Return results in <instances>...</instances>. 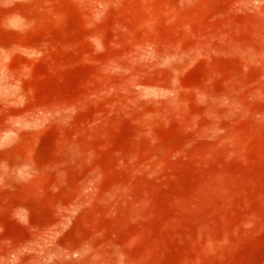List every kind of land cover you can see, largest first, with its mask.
I'll return each instance as SVG.
<instances>
[{
	"label": "rangeland",
	"instance_id": "rangeland-1",
	"mask_svg": "<svg viewBox=\"0 0 264 264\" xmlns=\"http://www.w3.org/2000/svg\"><path fill=\"white\" fill-rule=\"evenodd\" d=\"M0 264H264V0H0Z\"/></svg>",
	"mask_w": 264,
	"mask_h": 264
}]
</instances>
